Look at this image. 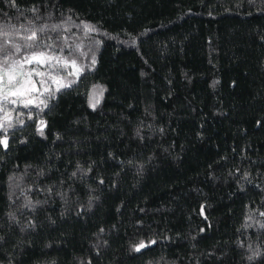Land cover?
Listing matches in <instances>:
<instances>
[{"label":"trees","instance_id":"obj_1","mask_svg":"<svg viewBox=\"0 0 264 264\" xmlns=\"http://www.w3.org/2000/svg\"><path fill=\"white\" fill-rule=\"evenodd\" d=\"M0 26L81 67L0 121V264H264V0H0Z\"/></svg>","mask_w":264,"mask_h":264},{"label":"snow or ice","instance_id":"obj_2","mask_svg":"<svg viewBox=\"0 0 264 264\" xmlns=\"http://www.w3.org/2000/svg\"><path fill=\"white\" fill-rule=\"evenodd\" d=\"M47 26L45 25L44 28ZM44 28H41L40 31H44ZM19 35V33H17ZM10 36V33L5 32L0 26V97H2L4 100L9 99V93L13 96H23L25 93L30 91H35V82L32 81L31 76L32 72H35L37 76H42L44 73L38 72L35 69L32 70V72H29L25 74L22 70L17 72V67L21 66L22 61L27 63H38V64H44L46 61H51L53 57L47 56L45 52H31L30 55L24 56L21 58V60H14L12 59V54L8 51V45H11L14 53H19L22 51V46L20 44H14L8 37ZM20 39L24 41H36L38 39L36 31H31L29 35L21 36ZM35 45L31 43H25L23 45V49H32ZM60 62V58H56V63ZM94 62V61H93ZM72 64H75V61H72ZM54 66V65H53ZM5 76L7 79L5 80ZM26 77V78H25ZM39 83L43 84L44 81L41 80ZM67 86V85H62ZM7 90V91H6ZM47 91V89H46ZM11 103H15V100H11ZM31 103V101H28L24 104L25 107L28 106V104ZM3 108L0 107V111H2ZM3 125L0 124V128H2ZM0 143H5L6 141H0ZM145 245L143 242L139 245V247L136 248L137 251H139L140 247H144Z\"/></svg>","mask_w":264,"mask_h":264},{"label":"rangeland","instance_id":"obj_3","mask_svg":"<svg viewBox=\"0 0 264 264\" xmlns=\"http://www.w3.org/2000/svg\"><path fill=\"white\" fill-rule=\"evenodd\" d=\"M47 55V54H46ZM50 56V55H47ZM53 59L51 61H46L44 64H38V63H27L29 65V69H22V71L27 74L29 72H32L33 69H35L38 72L47 74L48 78L50 79V85L54 86L55 89H61L66 86L62 85H67L63 79L60 77L58 74V70L52 71V69H55V65H64L68 66L71 69V73H73L76 76H79L81 73V67L79 63L77 62V58H72L71 56H61L59 55H52ZM60 58V62L56 63V58ZM72 61H75V64H72ZM54 65V66H53ZM43 69V70H42ZM17 72L21 71V69H16ZM26 78V77H25ZM7 77L5 76V80ZM31 79L33 82H35V91H30L25 93L23 96H13L9 93V99L4 100L2 97H0V107L3 108L2 111H0V121L4 122L7 121L8 119L11 118L12 113L15 111L16 107L23 106L25 103L28 101H31V104H34L37 98H40V84L39 81L45 80V77L42 76H37L35 72H32ZM7 91V90H6ZM11 100H15V103H11Z\"/></svg>","mask_w":264,"mask_h":264}]
</instances>
